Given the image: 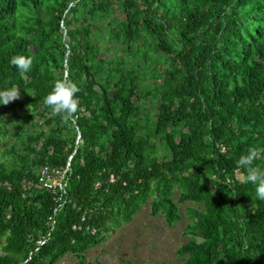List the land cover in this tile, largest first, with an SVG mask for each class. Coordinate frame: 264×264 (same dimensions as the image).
Here are the masks:
<instances>
[{"label": "trees", "instance_id": "1", "mask_svg": "<svg viewBox=\"0 0 264 264\" xmlns=\"http://www.w3.org/2000/svg\"><path fill=\"white\" fill-rule=\"evenodd\" d=\"M60 79L80 89L73 117L44 103ZM12 86L0 264H95L85 253L148 199L169 226L179 204L202 206L181 264H264V201L237 163L264 149V0H0V90ZM71 154L63 190L36 187Z\"/></svg>", "mask_w": 264, "mask_h": 264}, {"label": "rangeland", "instance_id": "2", "mask_svg": "<svg viewBox=\"0 0 264 264\" xmlns=\"http://www.w3.org/2000/svg\"><path fill=\"white\" fill-rule=\"evenodd\" d=\"M192 208L202 206L179 204L180 219L169 226L163 214H151L148 199L132 220L115 226L107 238L85 253V258L95 264H181L177 250L187 240L185 230ZM74 261L75 257L66 255L56 264H73Z\"/></svg>", "mask_w": 264, "mask_h": 264}, {"label": "clouds", "instance_id": "3", "mask_svg": "<svg viewBox=\"0 0 264 264\" xmlns=\"http://www.w3.org/2000/svg\"><path fill=\"white\" fill-rule=\"evenodd\" d=\"M10 63L19 71L27 72L31 69L32 58L22 55H14ZM80 91L77 84L63 79L56 80L51 91L44 97V103L52 108L55 113L64 117H73L77 113L79 104L77 93ZM20 90L16 86L0 90V105H7L9 102L20 97ZM264 153V149L252 147L246 154L238 158V165L244 169L245 178L248 183L255 186V196L258 200L264 201V167H258L254 161L257 156Z\"/></svg>", "mask_w": 264, "mask_h": 264}, {"label": "built area", "instance_id": "4", "mask_svg": "<svg viewBox=\"0 0 264 264\" xmlns=\"http://www.w3.org/2000/svg\"><path fill=\"white\" fill-rule=\"evenodd\" d=\"M77 130V129H76ZM80 133L77 130L76 140L75 143H77L80 140ZM223 150V147H222ZM72 157V154L69 155L68 161L64 166L50 168L47 165L41 167L38 173V183L36 184V187L39 189H43L45 191L55 193L57 191H61L65 187V180L66 176L69 172V161ZM110 181H113V176L110 175ZM54 221H51V225H53ZM42 244V241H38L37 247L35 250L39 248V246Z\"/></svg>", "mask_w": 264, "mask_h": 264}]
</instances>
